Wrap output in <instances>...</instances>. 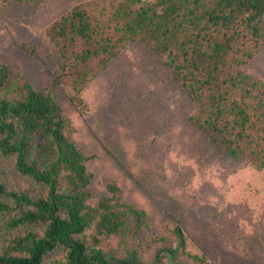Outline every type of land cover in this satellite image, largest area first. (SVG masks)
<instances>
[{
	"label": "trees",
	"instance_id": "trees-1",
	"mask_svg": "<svg viewBox=\"0 0 264 264\" xmlns=\"http://www.w3.org/2000/svg\"><path fill=\"white\" fill-rule=\"evenodd\" d=\"M263 17L264 0H82L46 28L57 51L51 80L68 81L71 101L81 111L82 89L95 75L91 60L104 66L126 43L142 42L165 57L171 79L193 104L188 120L212 147L263 170L264 79L239 70L264 42ZM21 82L0 61V153L13 155L16 171L45 192L8 190L0 180V214L17 209L6 227H24L0 249V264H40L57 246L66 249L58 264H161L162 257L173 264L178 249H185L178 225V245L158 249L152 263L136 255L115 258L87 245L82 236L91 225L98 242L97 234H120L131 222L147 227V213L126 204L112 182L109 195L91 203L92 155L72 139L71 120L54 97Z\"/></svg>",
	"mask_w": 264,
	"mask_h": 264
},
{
	"label": "rangeland",
	"instance_id": "rangeland-1",
	"mask_svg": "<svg viewBox=\"0 0 264 264\" xmlns=\"http://www.w3.org/2000/svg\"><path fill=\"white\" fill-rule=\"evenodd\" d=\"M80 1L0 0V61L21 83L49 92L70 118L72 139L92 155L87 162L91 203L108 196L106 186L112 182L126 204L147 213V227L131 222L120 234H97L94 242L91 225L82 238L115 258L136 255L152 263L158 249L178 245V225L185 249H178L173 264H201L187 253L208 264H264V169L218 153L188 120L193 104L171 79L165 57L130 41L104 66L91 60L95 75L82 89L81 111L71 101L68 81L51 80L57 51L46 28ZM239 70L264 79V42ZM0 180L8 190L32 196L45 192L16 171L13 155L0 153ZM16 211L0 214V249L24 230L6 227ZM65 254L57 246L40 264L64 262Z\"/></svg>",
	"mask_w": 264,
	"mask_h": 264
}]
</instances>
